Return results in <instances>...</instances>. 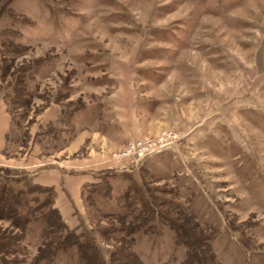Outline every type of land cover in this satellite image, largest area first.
Instances as JSON below:
<instances>
[{"label": "rangeland", "instance_id": "rangeland-1", "mask_svg": "<svg viewBox=\"0 0 264 264\" xmlns=\"http://www.w3.org/2000/svg\"><path fill=\"white\" fill-rule=\"evenodd\" d=\"M1 183L0 264H264V0H0Z\"/></svg>", "mask_w": 264, "mask_h": 264}, {"label": "trees", "instance_id": "trees-1", "mask_svg": "<svg viewBox=\"0 0 264 264\" xmlns=\"http://www.w3.org/2000/svg\"><path fill=\"white\" fill-rule=\"evenodd\" d=\"M12 52H14V51H12ZM2 54L4 56V57H2L3 59L8 58L11 60L14 58L13 53H12V55H10V54L8 55L7 52H4ZM28 67L29 66L19 67L18 71H17V72L21 71V73L18 74V81H19V85L22 88H25V86L27 85V80H26L25 75L27 74ZM20 194L15 192L14 189L11 186H9L8 184L2 185V183H1V186H0V219H3V218H12L13 219V217L15 215H18V218L20 220H23L25 223L29 222L31 220L29 214H30L31 207L34 206V205H32L33 201L31 200V202L26 203L28 205L30 204V208H28V210L24 211L22 209L23 206L21 204V199H19ZM121 218H122V216H121Z\"/></svg>", "mask_w": 264, "mask_h": 264}, {"label": "built area", "instance_id": "built-area-1", "mask_svg": "<svg viewBox=\"0 0 264 264\" xmlns=\"http://www.w3.org/2000/svg\"><path fill=\"white\" fill-rule=\"evenodd\" d=\"M177 137L176 133L169 131L155 139L142 138L134 140L124 151L118 154V157L134 158L137 160L144 159L172 147Z\"/></svg>", "mask_w": 264, "mask_h": 264}]
</instances>
